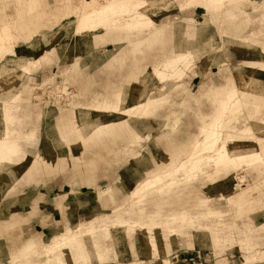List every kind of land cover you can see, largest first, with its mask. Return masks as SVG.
Masks as SVG:
<instances>
[{
  "label": "rangeland",
  "instance_id": "obj_1",
  "mask_svg": "<svg viewBox=\"0 0 264 264\" xmlns=\"http://www.w3.org/2000/svg\"><path fill=\"white\" fill-rule=\"evenodd\" d=\"M106 1L0 0V129L6 128L5 141L27 142L25 152H34L12 168L29 167L34 181L21 178L0 199V264H264V238L240 240L248 238L243 231L258 233L264 224L253 222L264 214V162L219 170L207 159L216 152H208L200 171L176 175L177 187L145 194L138 188L154 175L162 184L160 174L176 166L185 169L217 117V147L246 129L252 135L229 143V150L264 147V0H119L118 9L97 18L96 30H82L83 14ZM28 42L29 59L5 48ZM180 52L189 56L172 67L183 72L166 77L158 66ZM176 87L185 93L160 98ZM229 87L231 102L222 99ZM134 88L142 96L130 102ZM85 113L95 123L85 120L81 128ZM169 150L179 152L171 163ZM2 182L9 185L0 179V189ZM43 187L72 199L62 210L54 208L56 200L44 206L34 192ZM27 194L33 195L29 209L12 206ZM184 211L190 220L181 222ZM40 214H51L42 227L33 223ZM146 222L156 223L150 234L140 226ZM68 231L78 244L44 248ZM33 235L42 242L26 241ZM31 241L37 249L27 252Z\"/></svg>",
  "mask_w": 264,
  "mask_h": 264
},
{
  "label": "bare ground",
  "instance_id": "obj_2",
  "mask_svg": "<svg viewBox=\"0 0 264 264\" xmlns=\"http://www.w3.org/2000/svg\"><path fill=\"white\" fill-rule=\"evenodd\" d=\"M119 2H120L119 0L117 2H115V1L109 2V3L107 2V4H104L100 7L92 6V8L89 9V11H87L83 14L82 21H81L82 30H85V29H88V30L89 29H95L96 30L97 26L95 27V25H97L96 24L97 18L103 14H107L109 12H114L115 9H118ZM86 5H87V3H86ZM169 66H170L169 61H166V63L164 65L160 66V68L163 67L166 70H168ZM159 72L160 71L158 70L156 72V75H158ZM12 83H13V81H12ZM252 90L249 92H253ZM130 94H129L130 95V102H135V100H138L141 98L142 90H138L137 88L136 89L134 88V90H132ZM222 94H223L222 99L225 98L226 100H228V102H231V100L233 98L232 94H234V93H232V88H230V87L226 88L224 91H222ZM150 100L149 101L146 100V103L151 102ZM240 102H241V105L245 104L243 101H240ZM145 105H147V104H145ZM140 108L138 107V109H140ZM127 112H130V111H127ZM148 112L149 111H147V113ZM221 112H222V114L224 113L222 108H221ZM149 114H147V115H149ZM91 116L92 115L90 113H88V114L85 113V116H83L81 119V122H82L81 128H83L86 125L85 120L90 121V124L95 123V120L90 118ZM95 116H96L95 119L101 120V117H102L101 115H95ZM10 119H11V116H8L7 121ZM213 120H212V122H213ZM220 122H222V120L220 121V118L217 117L216 120L210 124L209 128L205 129L203 131V133H202L204 136L203 141H200V139H199L198 142H196L194 144V150H195V148L199 149L198 153L197 154L195 153V155L193 157H191L190 161L188 162V166L185 169L181 166L180 167L176 166V168H174L173 170H169V171H166V172L160 174V176L164 180V182L162 184L158 183L157 177H156V175H154V176L142 181V183L138 186V188L141 187L144 190V194H145V192H148V191L149 192H152V191L154 192V190L163 191L164 189H168L171 187H177L178 182H180V180L178 179V177H176V175H179L183 171L188 172V174H189V172H192V171L193 172L198 171V170L200 171L202 169L203 154L208 153V152H216L215 153L216 154L215 159H213L211 156L208 157L207 159L213 160V162L215 163V165L218 167L219 170L220 169H226V167H228L227 165H229L230 163L236 164L238 161L247 162L248 166L252 165L254 162H259V161L264 162V159H263L264 154L262 155V153H261V151L263 150L262 148H264L263 146H256V147H254V149L249 148L246 151L245 150L240 151L237 149L239 146L238 147L235 146V149H233L234 152L229 150V147H228L229 143H237L239 139H241L245 136L252 135V132L250 129H246V130L241 131L240 133L237 134L238 136L232 135V134L228 135V137L223 141L222 145L217 147L218 143L220 141H222L220 138V134L216 130L217 124H219ZM5 129L4 128L0 129V135L2 136L1 141H5V139H4V138H6ZM249 132H251V133H249ZM260 143H262V142H260ZM26 145L28 146L27 143H26ZM242 146L243 145H241V147ZM246 146H248V145L246 144ZM216 147H217V149H215ZM232 147H234V146H232ZM243 148H244V146H243ZM24 149H25L24 145H22L20 143L10 144L7 141L0 143V179L2 181H6L8 184L12 183L13 180L18 178L20 173L23 171L24 165H22V170L21 169L19 170L17 168H15V169H12V168L14 166H16L19 161L26 160V158H29V157H30V159L33 158L34 152L30 151V149L27 148L28 151L26 153L25 152L26 150H24ZM38 160H40V159H38ZM108 193L109 192H107L103 196H107ZM134 193L139 194L138 190H135ZM219 195H221V193ZM221 196H224V195H221ZM183 217L186 218V215L183 214ZM185 218H183V219H185ZM141 226L144 227L145 224H141ZM71 232L72 231H68V235H62L60 237L61 240L59 239L58 242L50 243L49 245H46V244L43 245L44 248L46 250H48L49 253H51L53 250L60 248V244H59L60 241H62V242L71 241V242H75V244H76L77 243L76 240L78 239L77 234H71ZM85 232L88 234L92 233L91 235L93 236V238L92 237L91 238H92V240L95 241L96 234L93 235V232H94L93 228H88V229H86ZM82 233H84V232H82ZM110 233L111 232L108 229L105 233V237L108 239L110 237H112L113 235L111 236ZM36 245H37L36 242H33V241L28 242V244L26 245V251L27 252L35 251L37 249ZM94 245L97 247V245L95 243H94ZM150 245L152 246V248H157V249L159 248L158 245H154L152 242H150ZM61 255L62 254H58V257H60ZM84 257H85V259H88L89 255L84 253ZM60 261L61 260H59V262Z\"/></svg>",
  "mask_w": 264,
  "mask_h": 264
},
{
  "label": "crops",
  "instance_id": "obj_3",
  "mask_svg": "<svg viewBox=\"0 0 264 264\" xmlns=\"http://www.w3.org/2000/svg\"><path fill=\"white\" fill-rule=\"evenodd\" d=\"M189 2V1H188ZM195 7H198V6H195ZM204 7V6H203ZM204 10H205V7H204ZM140 23H143V21H139V24ZM134 26L135 25H129V29H133L134 28ZM141 42V41H140ZM6 49H11L12 50V53H15V55H16V57L18 58V57H20L19 59H29V58H32V57H30L29 55H32V54H29V55H26L25 54V52L26 51H32V48L30 47V43L28 42V43H24V45L23 46H17V47H15V45H12V47H11V45H10V47H5ZM46 48H50V50L52 49L51 48V45L50 46H46ZM49 50V49H48ZM108 51V50H107ZM183 56H189L188 55V53H186V52H180V54H178L177 55V57L175 58H171V59H168V60H166V61H169V68H168V70L165 72V76L166 77H168V75L169 76H171V77H173V76H175V74L177 73L176 71L178 70V73H179V71H181V72H183V68L181 67H178V68H173L172 67V65L173 64H177L178 62L179 63H182V62H184L183 60H182V57ZM40 57H42V55L40 56ZM8 61L9 60V62H13V65L14 64H16L17 62H19L18 60H16V59H13V58H11V57H6L5 58V61ZM178 61V62H177ZM5 63V62H4ZM188 64V63H187ZM186 64V65H187ZM161 66V65H160ZM160 66H158V67H160ZM157 67V68H158ZM176 67V66H175ZM173 72H175V73H173ZM178 75H180V74H178ZM181 76V75H180ZM232 81H233V79H232ZM229 82H231V80L230 81H228V83L227 84H225V85H223V86H219V87H216V88H223V87H226L228 84H229ZM10 83V82H9ZM11 84V83H10ZM215 88V89H216ZM212 89V88H211ZM129 93V92H128ZM185 93V90L182 88V89H180V90H178L177 89V87H176V89H175V91H173L172 93H169V94H166V95H164V96H162V97H160V98H165V97H168L169 98V100H170V96H172V95H175V96H179V95H182V94H184ZM125 94H127V93H125ZM16 128H19V126H17L16 125V123H15V125H14ZM14 126H13V128H14ZM8 130H9V133H10V136L12 135V134H15V136H16V138L18 137V139H19V132L17 131V130H15V129H12V127H8ZM24 136H26V135H24ZM137 136H141L142 137V135L139 133ZM146 137V136H145ZM1 139V138H0ZM9 139V138H8ZM11 140V139H10ZM17 141V140H16ZM59 142V141H58ZM15 143H18V142H15ZM20 144H22V145H24V144H26V143H23V142H19ZM160 143H161V141H160ZM27 144H29V143H27ZM171 144V143H170ZM56 148H59V146L58 147H56ZM170 150H172V149H170ZM169 150V152H168V154H169V156H170V159H169V162L171 163L175 158L177 159V158H179V152H177V151H170ZM30 151H32V149L30 150ZM34 156V155H33ZM140 156H141V153H140V151H139V157L138 158H140ZM50 157H51V155H50ZM49 157V158H50ZM49 160V159H48ZM183 160V159H182ZM46 162V161H45ZM46 164H48L46 167H48L49 166V163L47 162ZM157 164H159V165H161L162 166V164H166V163H162V164H160V163H157ZM29 170V167L28 168H25V170L24 171H22V173H20V175L18 176V178H16L15 180H13V182L12 183H10L9 185H5L3 182V184H4V188H1L0 189V199L5 195V192L6 191H8V190H10L13 186H14V184L16 183V182H18L21 178L22 179H24V180H28L29 182H32V181H34V179H33V171H28ZM29 172H30V174H29ZM36 194H37V197L38 196H40V199H41V204L42 205H44V206H49V205H51L50 203H51V200L53 201H55L56 200V204H55V209H58V210H62L63 209V206H64V204L67 202V201H69V200H71L72 199V194L70 193V192H67V193H65V194H63V195H60V194H58L57 196H59L58 198H56L54 195H53V193H54V191H53V189H52V187H48L47 189L45 188V187H43L41 190H38V192H36V191H34ZM34 192H32V194H34ZM77 192V191H76ZM70 193V194H69ZM82 193V194H81ZM81 193H79V192H77V195L78 194H81V196H83L84 194V192H81ZM26 197H18L16 200H15V202L12 204V206L13 207H15V208H24V209H29L30 207H31V205L33 204L32 203V198H33V195H29V194H27V195H25ZM81 196H79V198H78V200H76L77 201V203L78 204H80V197ZM221 196V195H220ZM221 197H224V196H221ZM102 202V201H101ZM257 202V199L255 198V199H252L251 201H250V204H245V206H244V208H246V207H253L254 205H255V203ZM182 214H186V218L185 219H181V222H186V221H188V220H190V218L188 219V214L184 211V212H182V213H180L179 215H180V217H181V215ZM179 215H177V216H175V215H173L172 217H175V218H171L173 221L174 220H178L180 217H179ZM179 217V218H178ZM51 218V214L49 215V217L48 216H46V217H42L41 216V214H40V216H39V219H37L35 222H33V223H35V225L36 226H38V227H42L43 225L41 224V223H46L47 221H48V219H50ZM135 222V224L134 225H139V221H134ZM253 222L254 223H256V224H261V223H264V214H261V213H257V214H255V216L253 217ZM13 224V223H12ZM14 224H15V222H14ZM142 224H145V226L143 227V229H147V230H149V234H150V227H152V226H156V223L155 222H153V223H149V222H146V223H142ZM42 225V226H41ZM141 226V225H140ZM245 234H248V238L246 237V239H240V240H247V239H249V240H252V241H254V240H259V239H261V238H264V224H262L261 226H259V232L258 233H255L252 229H246L245 231H243ZM242 232V233H243ZM36 234H40V233H36ZM97 238V237H96ZM95 238V239H96ZM150 238V242H152L154 245H157L156 244V240H155V238H153V237H149ZM31 239H34V240H37V241H40V242H42L41 241V237L39 236V235H33L31 238H29V239H27L26 241H29V240H31ZM95 244L97 245V242L95 241ZM256 246V245H255ZM97 248H99L98 246H97ZM101 249V248H100ZM155 251H157V248H153ZM18 252V251H17ZM17 252L15 253V254H17ZM262 254H264V251H260ZM101 255H100V260L101 261H103L104 260V254H102V249H101ZM7 255H4V257H6ZM193 256H194V254H193Z\"/></svg>",
  "mask_w": 264,
  "mask_h": 264
}]
</instances>
